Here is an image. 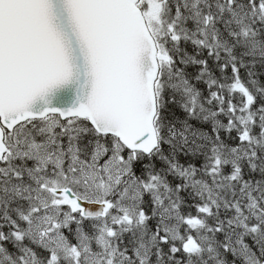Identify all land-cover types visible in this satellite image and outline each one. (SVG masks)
I'll use <instances>...</instances> for the list:
<instances>
[{"label":"snow or ice","instance_id":"1","mask_svg":"<svg viewBox=\"0 0 264 264\" xmlns=\"http://www.w3.org/2000/svg\"><path fill=\"white\" fill-rule=\"evenodd\" d=\"M0 264H264V0H0Z\"/></svg>","mask_w":264,"mask_h":264}]
</instances>
